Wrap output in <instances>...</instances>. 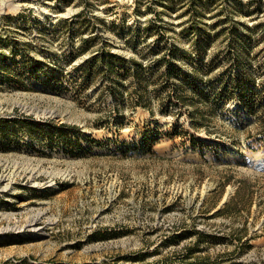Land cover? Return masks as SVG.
I'll return each instance as SVG.
<instances>
[{"label":"rangeland","instance_id":"1","mask_svg":"<svg viewBox=\"0 0 264 264\" xmlns=\"http://www.w3.org/2000/svg\"><path fill=\"white\" fill-rule=\"evenodd\" d=\"M0 264H264V0H0Z\"/></svg>","mask_w":264,"mask_h":264},{"label":"trees","instance_id":"2","mask_svg":"<svg viewBox=\"0 0 264 264\" xmlns=\"http://www.w3.org/2000/svg\"><path fill=\"white\" fill-rule=\"evenodd\" d=\"M192 3H195V2L193 1ZM195 10H197V9H195ZM177 53H178V48L173 46L169 49L168 55H165L160 61L168 63L169 67L173 68L171 61L174 57L177 56ZM101 58H106L107 60H109L110 65L115 64V62L118 59H120V58H117L114 56H107L104 52H103ZM96 59H97L96 57H93L88 62L94 63V60H96ZM3 62H5V61H3ZM134 63H136V62H134ZM126 65H128V63ZM135 65L138 68H135L132 73H133L134 77L137 78L138 82H140V81H142L144 70H142L138 64H135ZM124 67L127 71H130L127 66H124ZM170 71L176 72L174 69H172ZM173 72H170V75ZM191 81H193L192 83H194V84L196 83L194 78H191ZM194 94L197 95L198 98L201 100L208 98V95L205 93V91L201 88L200 85H197V89L194 91ZM182 99H183L182 96H178V103H180ZM221 100H224V99H221ZM247 101L250 102L249 100H247ZM192 102L194 104L195 100L193 99ZM252 193L253 192L251 191V188L249 187V185L247 184L246 181H244V180L239 181V186L235 192V195L230 200H228L223 205V207H221L215 213V216L226 215V216H230V217H233V216L236 217L238 215V213L242 212L243 210H245V209L248 210L251 206V203H252ZM218 194L214 193L213 196L210 197V199L203 204V209L206 208V210L209 211L210 208H212V206H218L219 203L221 202L222 191L219 192ZM198 235L201 237L202 234L198 233Z\"/></svg>","mask_w":264,"mask_h":264}]
</instances>
